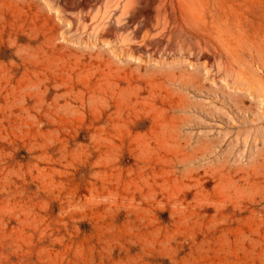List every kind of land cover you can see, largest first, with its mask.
Returning a JSON list of instances; mask_svg holds the SVG:
<instances>
[{
	"label": "rangeland",
	"instance_id": "1",
	"mask_svg": "<svg viewBox=\"0 0 264 264\" xmlns=\"http://www.w3.org/2000/svg\"><path fill=\"white\" fill-rule=\"evenodd\" d=\"M165 1L0 0V264H264V0Z\"/></svg>",
	"mask_w": 264,
	"mask_h": 264
},
{
	"label": "bare ground",
	"instance_id": "2",
	"mask_svg": "<svg viewBox=\"0 0 264 264\" xmlns=\"http://www.w3.org/2000/svg\"><path fill=\"white\" fill-rule=\"evenodd\" d=\"M160 1H161V0H160ZM164 2H166V1L164 0ZM157 6H158V4H157ZM157 6H156V7H157ZM161 6H162V5H161ZM162 7H163V6H162ZM171 8H172V7H171ZM157 9H158V7H157ZM159 9H160V8H159ZM161 9H162V8H161ZM172 9H173V8H172ZM164 11H165V9H164ZM149 14H150V13H149ZM164 16H165V15H164ZM164 16H163V17H164ZM147 19H148V18H147ZM162 19H163V18H162ZM164 19H165V18H164ZM161 28H162V27H161Z\"/></svg>",
	"mask_w": 264,
	"mask_h": 264
}]
</instances>
